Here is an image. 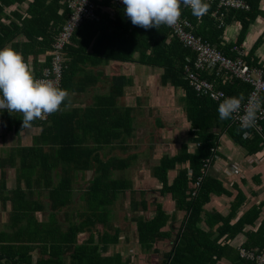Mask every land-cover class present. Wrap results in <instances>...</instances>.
<instances>
[{
	"label": "crops",
	"instance_id": "crops-1",
	"mask_svg": "<svg viewBox=\"0 0 264 264\" xmlns=\"http://www.w3.org/2000/svg\"><path fill=\"white\" fill-rule=\"evenodd\" d=\"M260 8L264 11V0H260ZM10 10L6 8L5 12ZM61 13L60 9L58 14ZM234 24L237 26L234 35L230 26L224 31L223 40L226 43L235 41L240 26ZM259 37L262 43L254 56L264 67V17H258L249 26L240 47L242 51L247 54ZM90 52L88 49L89 54L77 57L69 68L71 73L61 88L69 92V98L45 124L31 125L20 132L0 126V177L4 175L5 185L3 199L0 196V235L14 237L12 233L17 229L16 222L25 224V219L36 224H48L49 204L53 203L48 198L49 191L58 183L60 175L67 173L72 176L71 202L66 209L55 213L58 231L50 234L52 238L66 234L71 222L84 221L86 227L92 229L93 244L98 246L100 257L117 255L118 264H170L187 214L176 208L170 194L160 193L163 184L156 178L155 170L163 159L179 154L181 146H186L188 154H193L196 149L183 111L182 90L162 85L159 68L136 62L106 60ZM46 55L50 57V51ZM137 56L134 54L132 59H137ZM44 58H38L39 69ZM26 63L33 70L31 57ZM119 76L126 83L122 95L117 97L111 91V84ZM128 118L131 120L130 128L124 131L123 125H128ZM43 128L50 133L42 138ZM219 132L220 129H214L216 135ZM58 141H69L72 147L87 150H82L75 160L78 168L84 167L83 170L72 168L65 161H57L51 148H58L55 144ZM261 146V151L250 154L225 132H221L216 139L205 175L219 181V189L210 194L197 225L202 233H207L209 240L215 242L214 250L206 245L199 252V255L205 249L210 252V261L205 264H249L240 259L238 248L264 249V146ZM21 148L41 149L36 151L40 161L34 163H41L40 166L33 170L23 169ZM70 157V153L65 155L67 159ZM188 164H175L169 169L167 183L171 184L180 170H189ZM40 172H43V178L38 177ZM100 173L108 174L120 187L127 186L108 203L107 216L102 215L104 211H101L99 202L95 212L86 211L83 198L95 175ZM49 181L53 183L51 187L47 185ZM13 190L30 192L27 200L31 207L29 215L24 218L11 213L12 203L7 198ZM158 209L164 213L159 218L162 224L158 235L153 240L146 237L140 239L138 222L154 220ZM97 218L110 222L112 230L118 231L117 241L107 244L104 249L99 244L101 230L108 229L110 236L113 231L103 227L101 222H95ZM93 223H96L94 227ZM237 224L233 235L226 234ZM89 237L87 232H78L76 247ZM31 245L35 246L32 253V261L35 262L40 256V249L36 244ZM74 254V250L68 249L64 263L71 264L75 260Z\"/></svg>",
	"mask_w": 264,
	"mask_h": 264
},
{
	"label": "trees",
	"instance_id": "trees-1",
	"mask_svg": "<svg viewBox=\"0 0 264 264\" xmlns=\"http://www.w3.org/2000/svg\"><path fill=\"white\" fill-rule=\"evenodd\" d=\"M67 1L0 0V49L10 46L13 50L22 54L25 62L31 57L34 77L39 76L42 68L49 63L50 57L46 53L51 50L53 38L69 15L66 5ZM243 1L249 6L248 10H229L224 12L222 26L220 27H218V22L210 16L211 9H208L202 18H197L192 15L191 9L183 7L180 9L181 16L191 23V32L194 36L208 42L224 56L234 58L236 54L232 51L233 47H241L249 26L254 24L258 17H264V11L260 8V0ZM95 3L100 7H113L114 14L110 17L108 13L95 8L94 13L97 15V19L85 20L74 31L71 45L66 52L69 62L66 64L59 87L62 88L65 84L68 75L71 73V70L69 73V68L75 59L89 54L87 52L90 49V54L101 55L106 60L136 62L148 67L159 68L162 71L159 79L162 85L168 84L173 89L182 90L183 111L190 124L189 134L192 136L193 143L196 144V149L193 154H188L186 146H181L179 154L162 160L160 167L155 170V176L163 184L160 193L170 194L171 198L175 200L176 208L185 211L187 214L179 244L172 254L170 264H205L206 261H210V252L207 249L203 250L200 255L199 252L201 249L206 248V245L214 250L215 242L209 240L207 233H202L197 225L200 222V214L204 204L208 201L210 194L219 189L220 182L210 176L201 175L203 162L211 157L212 150L216 147V139L221 132H225L233 142L244 147L250 154L261 151V137L255 131L248 130L250 133L249 137L243 138V130L234 124L231 118L225 120L219 118V105L217 103L210 100L207 96L196 94L188 85L184 78L183 70L185 64L192 62L194 53L190 48L184 47L181 42L171 36V31L167 25L146 30L131 23L125 14L124 6H113L110 0H95ZM23 5H26V7L21 8ZM6 8H11V10L6 13ZM60 9L62 13L58 14ZM234 23L240 26L237 36L235 41L226 43L223 40L224 31L226 27ZM261 43L262 38L259 37L248 51L246 57H244V60L247 64L261 69L264 80L263 64L258 63L257 58L254 56L255 50ZM134 54L138 55L137 59H132ZM39 56L45 57L41 69H39L38 63ZM202 77L210 82L213 81L212 76L202 74ZM125 83L121 76L113 79L111 84L112 93L120 97ZM216 86L230 96H243V98L248 95L251 89L249 85L238 80L221 84L219 78L216 81ZM22 120L23 115L19 112L9 113L6 110H0V126L5 127L7 130L22 131L24 129L22 128ZM39 123L45 124V122L42 123L35 119L31 125H39ZM130 124L131 120L128 118V125H123L125 129L123 130L128 131ZM217 128L220 129V132L216 135L214 129ZM43 130L42 138L50 133V130L44 128ZM261 130L264 134V120L261 121ZM55 144H57L58 148L53 147L51 151L55 152L57 161H65L67 164H71L72 168L79 169L75 162L76 157L82 150L86 152L87 150L72 147L73 145L69 141H58ZM19 151L23 169L33 170L36 166H40L41 163L38 165L34 163L40 161L36 156V151H41V149L21 148ZM67 153L71 155L68 159L65 158ZM45 157L46 155L43 158ZM183 162L189 163V170L187 168L180 170L174 181L168 184L166 181L167 171L173 168L175 164ZM83 169L84 167L79 170ZM189 171L190 174L188 173ZM43 176V172L38 174V177L43 178ZM46 176L49 177V175ZM60 176L62 178L60 177L58 183L49 191L48 198L53 202L49 204L51 210L49 223L40 224L39 222L36 224L35 222L32 223V220L25 219V224L16 222L17 229L12 233L15 235L14 237L8 236V234L0 235V264H65L64 258L68 253V249L75 252V260L71 264H118L117 255L110 258L99 256L97 252L98 246L93 244L92 229L87 228L84 221L71 222L67 233L59 238L50 236V234L58 231L55 213L67 208L73 193L70 188L71 174L66 173ZM198 177H201V181L196 188V194L192 196V189ZM3 179L4 175L1 174L0 196L2 199L5 192ZM23 182L25 184L26 181L24 180ZM47 185L51 187L53 183L49 181ZM189 185L193 186V188H188ZM125 189H127V186H118L108 174H96L89 189L83 195L85 210L95 212L96 204L99 202L101 211H104L102 215L107 216L108 203L112 202L114 198L116 199L117 195L125 191ZM11 194L7 200L12 203V215L19 214L23 218L25 215L28 216L31 206L28 205L27 197L30 192L13 190ZM156 215L157 217L150 222H138L137 228L140 239L146 237L149 240H153L158 235V230L162 224L159 218L164 213L158 209ZM95 222H101L103 227L112 230L110 222H104L98 218ZM95 225L96 223H93L92 227ZM237 227L238 224L226 234L233 235ZM82 231L89 233L90 237L86 242L76 247L75 236ZM99 236L101 237L99 244L104 249L107 244H113L117 241L118 231L114 230L110 236L108 235V229L106 231L101 230ZM28 243L36 244L40 249V256L35 262L32 261V253L35 246ZM66 245L68 248L65 247ZM207 264H211V262Z\"/></svg>",
	"mask_w": 264,
	"mask_h": 264
},
{
	"label": "built area",
	"instance_id": "built-area-1",
	"mask_svg": "<svg viewBox=\"0 0 264 264\" xmlns=\"http://www.w3.org/2000/svg\"><path fill=\"white\" fill-rule=\"evenodd\" d=\"M113 6H124L122 0H110ZM210 5V16L218 22V27L222 26L223 14L229 10H248L249 6L243 0H205ZM69 15L62 23L59 31L53 38L50 50V59L47 66L43 67L36 79H50L55 81L58 86L61 83L64 69L68 58L66 52L71 45V38L74 31L85 21L97 19L94 13L95 8L102 12L108 13L111 17L114 13L113 8L97 6L95 0H68L66 2ZM188 6L181 5V8ZM168 26V25H167ZM171 36L175 37L184 47H188L194 53L191 63L184 66V78L188 85L198 95L207 96L210 100L220 104L225 98L232 97L226 94L222 89L216 86L219 78L221 84L229 81L238 80L250 86V91L245 100L241 103L239 113H234L231 121L243 130V138L249 137L248 130H253L261 137L264 146V134L261 130V121L264 120V110L257 112L255 124L249 128H242L239 119L245 112L250 99L259 98L264 109V80L262 78V70L249 65L244 60L246 53L240 47H233L232 51L236 54L234 58L226 57L219 52L214 46L196 37L192 34L191 23L180 16L178 22L173 26H168ZM202 74L212 76L213 81L210 82L202 77ZM7 111V110H6ZM47 115L38 118L39 122H46ZM210 158L205 159L201 168V175H205ZM190 174V172H189ZM201 177H198L191 195L196 194V188L199 186ZM240 259L252 264H264V249H247L242 246L238 248Z\"/></svg>",
	"mask_w": 264,
	"mask_h": 264
},
{
	"label": "clouds",
	"instance_id": "clouds-1",
	"mask_svg": "<svg viewBox=\"0 0 264 264\" xmlns=\"http://www.w3.org/2000/svg\"><path fill=\"white\" fill-rule=\"evenodd\" d=\"M122 3L131 23L146 30L175 25L181 16V5L190 7L197 18H202L210 7L205 0H122ZM68 98L69 92L55 81L36 79L21 53L11 47L0 49V110L21 113L22 128L31 127L33 120L59 111ZM243 99V96L225 98L218 106L219 118L230 119L239 113ZM262 110L259 98L250 99L239 117L241 127H252L257 112Z\"/></svg>",
	"mask_w": 264,
	"mask_h": 264
},
{
	"label": "rangeland",
	"instance_id": "rangeland-1",
	"mask_svg": "<svg viewBox=\"0 0 264 264\" xmlns=\"http://www.w3.org/2000/svg\"><path fill=\"white\" fill-rule=\"evenodd\" d=\"M234 29L237 30V26H236L235 24H232V25L230 26V30H231V31L233 30V31L231 32V34L234 33ZM230 30H229V31H230ZM229 31H228V32H229ZM233 35H234V34H233ZM231 36H232V35H231ZM231 36H230V37H231Z\"/></svg>",
	"mask_w": 264,
	"mask_h": 264
}]
</instances>
